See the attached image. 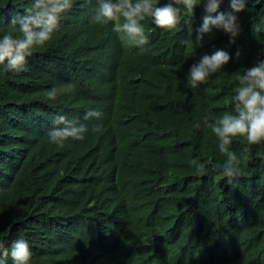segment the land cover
Segmentation results:
<instances>
[{"label":"trees","instance_id":"obj_1","mask_svg":"<svg viewBox=\"0 0 264 264\" xmlns=\"http://www.w3.org/2000/svg\"><path fill=\"white\" fill-rule=\"evenodd\" d=\"M29 2L0 0V30L9 31ZM97 7L98 0H74L53 40L33 49L23 70H0V240L25 236L32 264H104V252L116 255L115 264H136L129 239L170 230L169 242L152 247L160 246L166 258L173 248L166 245L183 236L178 226L198 222L192 235L213 254L205 264H264V143L234 138L233 150L249 151L229 184L221 169L225 156L205 123L232 107L236 72L264 58V0H248L234 43L220 31L200 47L182 43L195 39L203 5L173 30L146 19L143 53L112 22L96 23ZM220 10H230L229 0ZM218 48L231 54L229 63L193 88L191 64ZM80 64L91 68L81 71ZM91 71L98 85L84 109L76 96L89 92ZM113 80L120 87L116 97L107 93ZM137 82L144 89L127 101L129 85ZM68 85L55 102L47 99L48 89ZM69 104L73 119L86 122V134L94 136L50 143L52 119ZM89 109L102 116L85 119ZM193 158L203 171L192 167Z\"/></svg>","mask_w":264,"mask_h":264},{"label":"clouds","instance_id":"obj_2","mask_svg":"<svg viewBox=\"0 0 264 264\" xmlns=\"http://www.w3.org/2000/svg\"><path fill=\"white\" fill-rule=\"evenodd\" d=\"M223 2L224 0H167L165 3H161L160 0H98L93 20L98 24L112 22L115 32L122 34L123 39L132 48H136L138 53H143L149 43L144 24L146 19H150L151 23L160 29L173 30L185 17H192L198 6L203 5L206 14L196 29L195 39L182 43L189 47L203 46L205 37L211 36L214 31L223 32L229 36L230 42L234 43L241 33L239 14L245 11L248 0H229V11L220 10ZM73 3L74 0H30L24 13L16 15L10 21V30H0V70L12 72L23 70L33 49L46 46L53 40L62 17L72 9ZM239 54L238 51L236 55ZM92 58L89 63L98 60L95 56ZM230 59L231 54L222 48L211 54L202 55L191 64L187 72L189 84L197 88L206 83L215 74L222 72ZM78 68L85 71L91 68V65L80 64ZM235 80L236 83L231 89L232 107L215 115L211 121L205 118V123L215 135L219 152L225 156L221 169L229 184L239 175L241 163L248 159L249 151L245 148L238 154L233 150L231 145L234 138L244 137L252 145L264 143V58H258L252 66L236 72ZM85 85L89 92L80 93L76 98H82L80 105L87 109V104H91L98 85L93 71L87 75ZM71 87L53 86L46 92L47 99L55 102ZM146 88L153 95H157L152 87ZM119 89V84L116 85L113 80L107 88V93L110 92L116 97ZM143 89L144 85L139 82L130 84L127 101ZM101 116L102 113L98 110L89 109L85 119H99ZM52 123L54 126L47 135L49 142L56 145L64 144L69 138L90 141L95 133L86 134L88 132L84 124L86 122L73 119L71 104L62 114L55 115ZM191 165L196 171L204 170L198 158H193ZM178 229L179 235L183 236L178 240L173 237L174 244L166 245L173 246L166 258L160 246L154 249L152 247L162 241L169 242L166 236H171L170 230L162 228L157 230V232L160 230L156 232L157 234L128 238L135 246L138 260L136 264H169L170 259H174L177 264H205L208 259L211 260L213 254L208 242L192 235L198 231V222L181 224ZM121 234L124 235L123 232ZM102 256L105 257L104 264H115L117 260L112 252H104ZM32 258L31 245L25 236L20 235L10 243L0 240V264H8L9 259L11 264H32Z\"/></svg>","mask_w":264,"mask_h":264},{"label":"bare ground","instance_id":"obj_3","mask_svg":"<svg viewBox=\"0 0 264 264\" xmlns=\"http://www.w3.org/2000/svg\"><path fill=\"white\" fill-rule=\"evenodd\" d=\"M112 242V241H111ZM112 247V246H111Z\"/></svg>","mask_w":264,"mask_h":264}]
</instances>
